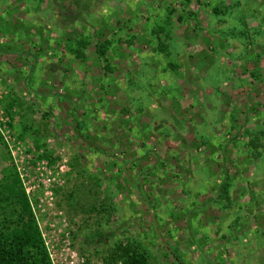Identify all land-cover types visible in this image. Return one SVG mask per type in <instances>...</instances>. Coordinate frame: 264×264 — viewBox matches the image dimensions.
<instances>
[{
	"label": "rangeland",
	"instance_id": "rangeland-1",
	"mask_svg": "<svg viewBox=\"0 0 264 264\" xmlns=\"http://www.w3.org/2000/svg\"><path fill=\"white\" fill-rule=\"evenodd\" d=\"M0 43V179L53 264H264V0H0Z\"/></svg>",
	"mask_w": 264,
	"mask_h": 264
},
{
	"label": "trees",
	"instance_id": "trees-1",
	"mask_svg": "<svg viewBox=\"0 0 264 264\" xmlns=\"http://www.w3.org/2000/svg\"><path fill=\"white\" fill-rule=\"evenodd\" d=\"M110 45L108 39L101 43L98 42L96 45L99 58L105 63L106 69L110 68L107 56L109 51L108 47ZM1 49L7 53H19L15 50L4 48L3 46L1 47L0 43V50ZM24 51L25 54H29V50ZM80 59L85 61L83 57ZM27 85L29 89L32 88L29 84ZM71 102L72 128L74 133L82 137L83 141L94 148V150L97 149L103 153L104 151L102 149H98L89 142L87 137L82 135L79 111L76 107V103L73 101ZM0 145H3L1 134ZM4 173L5 175L0 179V264H53L42 230L32 209L31 202L17 174L11 170ZM226 181L225 179L222 183L223 188H221L220 195L227 191ZM164 247L168 255H171L172 251L170 246L164 242ZM202 251L206 253L204 249ZM175 257L178 259V256L175 255ZM177 259H175V261L178 263ZM119 260L122 261L123 264H149V257L138 248L131 250L120 246L114 255V261L116 262ZM219 264L226 263L222 261Z\"/></svg>",
	"mask_w": 264,
	"mask_h": 264
},
{
	"label": "built area",
	"instance_id": "built-area-1",
	"mask_svg": "<svg viewBox=\"0 0 264 264\" xmlns=\"http://www.w3.org/2000/svg\"><path fill=\"white\" fill-rule=\"evenodd\" d=\"M50 256H51V254H50Z\"/></svg>",
	"mask_w": 264,
	"mask_h": 264
}]
</instances>
